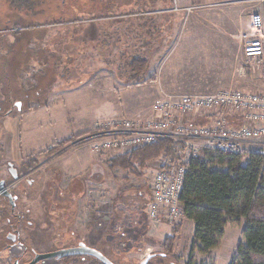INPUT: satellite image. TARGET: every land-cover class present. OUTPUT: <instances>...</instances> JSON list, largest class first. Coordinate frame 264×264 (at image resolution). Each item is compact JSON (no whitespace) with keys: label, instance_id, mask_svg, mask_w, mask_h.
<instances>
[{"label":"rangeland","instance_id":"rangeland-1","mask_svg":"<svg viewBox=\"0 0 264 264\" xmlns=\"http://www.w3.org/2000/svg\"><path fill=\"white\" fill-rule=\"evenodd\" d=\"M34 1L38 5V7L35 6L36 12H29L25 8L13 9L7 1L5 3V0H0V32L21 31L20 26L35 25L31 28L30 33L32 34H29L28 37L29 49L35 51L37 47H40L44 58L52 55L56 59H60V69H62L64 78L57 79L48 86H45V83L41 85V90L46 91L45 100H41V103H46L45 106L49 108V111L44 108L39 113H28L36 111L30 110V108L36 103L33 97L39 98V94L36 92L30 94L27 88L29 89L36 83L33 76L39 69L27 68L18 72L10 69L7 75L0 76V91L3 93L1 88L4 89V87L5 90H8L5 94L0 92V181H3L8 186L9 192L17 197L13 211L10 210L9 204L0 197V246L4 242L7 232L5 218H3L6 217L10 218L15 225L21 240L31 248L30 255L51 253L65 248L67 245H73L78 240L101 252L114 264H139L148 254H166L163 250L164 240L167 236L173 235L175 227L179 223L168 224L161 220L159 223L153 224L147 218V204L150 196L149 180L154 172L147 168L142 171L138 170V175L122 171L113 172L107 169V162L115 156L114 154L95 156L90 152L89 154L99 165L97 174H101V168L107 174L104 177L107 182L100 184V175H94L91 179L87 176V171L84 170L76 176H62L57 170L55 171L53 161L59 156H69V154L79 153L84 149L89 151L86 145L75 144L77 138L55 152H46V150H50L54 142L68 137L52 143L47 142L53 135L63 133L62 122L66 117L74 118L76 115H84L88 119L90 117L100 119L105 114L101 109L93 108V103L88 102V92L82 91L85 86L79 87L80 89H71L86 82L92 75L93 69L97 68L95 60L92 59L100 58L105 53L107 62L103 65L114 71L120 64L119 58L118 56L108 58L107 52H110L111 55L122 54V52L129 54L128 49H130L131 54L134 53L132 43L120 45L121 40L117 39H120L121 35L124 36L125 32L128 36L132 35L131 27H137L136 24L142 25L141 30L145 36V26L159 22L160 17L153 21L151 20L152 15L146 14L140 17L141 21L137 22L132 18H122L123 11L125 17L138 9L140 4L134 0H129V3H135V7L132 4H127L129 7L125 6V8H121L120 0H45L44 4L39 0ZM207 2L192 0L187 5L179 4L181 8L207 7L174 14L183 22L188 20V22H202L211 26L212 30H206L203 34L211 38L212 43L216 46L213 55L206 57L212 62L198 63L194 60L188 64L181 63L180 50L168 60L164 46L154 47L158 52L153 57L159 62L154 64L152 70L159 71L160 83L165 82L166 85H168V76L173 81H181V84L185 81L187 85L189 81L198 83L201 81L196 78L190 79L189 76L204 77L210 86L202 94L236 91L264 96V67L253 74L248 71L237 38L238 33L247 28L249 18L253 13L261 15L264 25V0H210L209 3ZM92 26L96 28L97 36L103 35L109 39L98 42L89 41L88 39L96 37L95 32L89 30ZM127 26L130 29L127 30ZM212 35H216V38L212 39ZM9 39L13 38L9 37ZM116 40L118 44L115 43ZM22 45L25 44H17L16 47ZM150 49L149 51L152 52ZM23 50L24 48L20 52H15V56L13 55L19 61H23L25 58V54H22ZM201 66H205V69L200 68ZM44 73L42 70L41 75ZM60 73L61 71L58 73L59 76ZM170 74H173L174 77ZM117 81L126 85L136 83L135 81L127 82L126 78H123V73ZM93 82L96 81L93 80ZM93 82L88 83L86 87L94 85ZM110 84L112 83L108 81V84L104 85ZM198 87L201 86L197 85L196 89ZM66 89H70V91L67 96L65 95V99L72 104L73 109L67 108L62 101L54 100L52 95L53 92ZM129 92L131 91L129 90ZM166 92L168 93V90ZM186 94L193 93L181 95ZM161 96L162 93L151 99L148 96H140V99H146L141 106H152ZM9 99L14 103L8 105ZM6 110H12L7 117L3 116ZM48 114H50L52 122L54 121L51 124H46V119H49ZM151 114L150 109L146 110V113L143 112L141 117L134 119L129 116L114 117L100 126L115 119L147 121ZM201 117L195 122L204 124L209 120L210 123L205 124L213 125L219 119H227L230 127H238L241 121L240 116L232 112L204 114ZM75 119L77 118L75 117ZM100 126L98 125L88 133H93ZM240 151L264 153V138L242 144ZM39 152L44 153L37 155L36 168L27 171L23 167L27 156L29 154L36 155ZM9 163L16 171V179H13L8 172ZM151 167H155V164ZM123 177H126L125 181H122ZM60 180L69 183V187L59 189L58 182ZM125 185L126 189H135L134 186L139 189L136 192L126 190V194L131 195L130 198L128 197V201L127 195L121 191ZM128 185L134 186L128 187ZM119 192L122 195H118ZM129 204L130 206L125 208ZM118 215L121 217L120 220H118ZM113 223L121 224L118 231L109 229L111 228L110 224ZM241 227L242 225L234 226L232 221L226 223L223 243L220 246V242V247L218 246L219 249L216 251V253L222 254L221 257L216 255L218 264H225L233 248L235 249L237 244L242 242ZM191 241L192 238L184 227L181 236L179 235L178 239L176 237L173 243L172 255H169L171 260L176 261L177 264H186ZM127 246L131 250L126 253ZM114 251L123 254V256L117 260L114 258ZM233 252L235 254V250ZM3 257L4 254L0 256V259ZM28 257L29 255H26L25 260ZM207 257L208 255L194 253V263L202 264ZM210 262L213 263L212 258ZM47 264L58 263L49 262ZM67 264H75V262ZM79 264H84V262Z\"/></svg>","mask_w":264,"mask_h":264},{"label":"trees","instance_id":"trees-1","mask_svg":"<svg viewBox=\"0 0 264 264\" xmlns=\"http://www.w3.org/2000/svg\"><path fill=\"white\" fill-rule=\"evenodd\" d=\"M6 1L13 9L25 8L29 12H36L35 6L37 4L34 0H5V3ZM44 1L39 0L40 3ZM1 4L3 5V1ZM33 26L35 25L27 27L23 25L20 26L21 31L0 32V76L2 74L7 75L10 69L17 72L27 68L39 69L33 76L36 83L29 89L27 88L30 94H32L31 92L39 94V98L33 97L36 103L30 108V110H37L46 104L41 103V100H45L46 95V91L41 90L42 83L48 86L55 80L64 78V76L62 69H60V59H56L52 55L44 58L40 47H37L35 51L29 49L28 37L29 34H32L30 32ZM9 37L13 39L10 40ZM21 43L25 45L17 48V44L20 45ZM22 48H24L22 54H25V58L23 61H19L14 57V53L20 52ZM147 68L146 59L131 57L123 65V74L127 82L139 83ZM42 70L45 73L41 75ZM2 90L4 94L8 91L5 90V87ZM8 103L11 105L14 101L9 99ZM11 111L6 110L3 116L7 117ZM86 134L89 133L70 135L64 140L56 141L46 152H55L73 139ZM43 153L29 154L23 163V167L27 171L36 168L38 164L37 155ZM164 157L171 160L175 157L174 144L171 140H159L154 144L137 148L130 153L117 154L111 157L107 163L110 169L118 168L128 174L138 175V170L142 171L151 162ZM129 206L127 205L125 208ZM180 207L183 218L192 221L194 224L193 238L186 264H195L194 253L207 254L219 246L228 221H232L234 226H240L243 222L242 242L237 245L229 264H264V154L260 152L203 151L200 156L190 162L185 174L180 194ZM120 219L121 217L118 215V220ZM177 225L173 235L167 236L164 240L163 250L167 256L172 255L173 243L179 233V224ZM110 226L111 231L114 229L117 231L121 224L113 223ZM125 250L127 253L131 249L127 246ZM113 254L117 260L123 256L117 251H114ZM88 259L94 264H101L94 259Z\"/></svg>","mask_w":264,"mask_h":264},{"label":"built area","instance_id":"built-area-1","mask_svg":"<svg viewBox=\"0 0 264 264\" xmlns=\"http://www.w3.org/2000/svg\"><path fill=\"white\" fill-rule=\"evenodd\" d=\"M207 6H179L172 0L170 12H191ZM249 72L264 67V25L261 15L253 13L245 30L237 35ZM232 112L240 116L238 127L227 119L213 125L196 123L204 114ZM147 121L115 119L77 138L95 156L125 154L156 143L171 140L174 159L164 158L149 180L150 201L147 218L154 224L161 220L175 224L183 219L180 194L190 162L205 150L240 153V146L264 138V96L256 93L226 91L204 95L162 94L151 106ZM264 154L263 152H260Z\"/></svg>","mask_w":264,"mask_h":264},{"label":"crops","instance_id":"crops-1","mask_svg":"<svg viewBox=\"0 0 264 264\" xmlns=\"http://www.w3.org/2000/svg\"><path fill=\"white\" fill-rule=\"evenodd\" d=\"M120 1H121L120 3L121 8H125V6L129 7V5L132 4V3H129V0H120ZM134 1L139 2L140 5L138 9L133 11L131 15L125 16V17H124V11H123L121 15L122 18L124 19L132 18L134 19V21L137 22L139 20L140 21L142 20L140 17H143L144 15L148 14V15H152L151 20L153 21L154 20L156 21L159 17L161 20L159 22L145 26L146 29L145 28L144 29L146 30L145 34L147 36L146 35L144 36L143 31L141 30L142 25L138 26V24H136L137 27L135 26H133L135 28L131 27L132 35L128 36L125 32L124 36L121 35V38L117 39V40H121L119 42L120 45L121 44L123 45V43L128 45L130 42L132 43V47L135 48V49L133 48L134 53L132 52V54H131L130 49H128L129 54L126 52H122V54L111 55L110 52H107L108 58H111L112 56L113 57L118 56L120 64L118 65L117 69L112 71L113 69L110 70L108 69L106 65H103V63L106 64L107 62V57H106V54L104 53L102 57L100 58L96 57L95 59H92V60H95L94 63L97 64V68L93 69V72L91 73L92 75L89 76L87 81L79 85L76 88H71V89H80L79 87L85 86V88H82L83 89L82 91L88 92V96H89L88 102L93 103L92 104L93 108L101 109L102 111L105 112V114H103V116H101L100 119H96L94 117H90L88 119L84 115H78V116L76 115L74 116V118L71 116L66 117L65 120H63L62 122L63 133L61 135H53L52 137L48 139L47 142L52 143L58 139L65 138L70 135L84 134L86 132L93 130L98 125L100 126V124L114 117L129 116L132 119L141 117L143 112L146 113V110L148 111L151 109V106L147 105V106L142 107L141 104L146 99H143V98L140 99V96H144V97L148 96L151 99L153 96H156L160 93L168 94V95H176V96H179L185 93H193L189 95H204L202 93L208 90L206 88H208L210 85L207 79L204 77L200 78V77L189 76L188 78L190 79L196 78V79H200L201 81L199 83L197 81H195L196 83L194 81H189L187 85L185 81H183V84H181V81L179 80L173 81V79H171V77L168 76V85H166L165 82L160 83L159 71L157 69L156 70H152V69L155 66L154 64H157L159 62L153 57V55L158 52V50L157 49L155 50L154 47L157 48V47H162V46L166 48L165 52H166V55L168 54V60L172 57V55H175L176 52L180 50V56H181L180 62L181 63L188 64L189 62H194V60L198 63L199 62L211 63L212 62L211 59L209 58L210 60H208V58L206 57H208L207 55L209 56L213 55L212 53L215 52L216 46L212 43L211 38L203 34L204 31L206 30H212L211 26L206 25L205 23H202V22L201 23L194 22V21L188 22V20L185 22H183V20L181 21L180 19H178L176 14L170 12L171 7H172V0H134ZM191 1L192 0H179V4L187 5ZM200 1H203V2L208 1L207 3H209L210 0H200ZM132 5H134L135 7V3H133ZM126 29L127 30L130 29L129 26H127ZM89 30H93L96 35L95 38L88 39L89 41L98 42V41H105L106 39H109V37H106L103 35L97 36V30L96 28H93V26L89 28ZM215 36L216 35H212V39L213 37L215 39L216 38ZM144 37H147V38L144 39ZM117 40L115 43H117ZM135 44L141 47L139 48L138 46H133ZM150 48L152 49V52L149 51ZM131 57H141V58L146 59L148 62V68L139 83L126 85L125 83L118 82L117 80L120 79L121 73H123L122 65H124L125 62H128L129 58ZM101 60L103 61L101 62ZM200 68L205 69V66H201ZM170 75L174 77L173 74H170ZM123 78H124V74H123ZM93 80H95L96 82H93ZM108 81L111 82L112 84L105 86L104 84L106 83L108 84ZM92 82L94 83V85H90L86 87L88 83L90 84ZM197 85L201 87H198L196 89ZM129 90L131 92H129ZM167 90H168V93L166 92ZM69 91L70 89H66L65 91L62 90L58 92H53L52 95L54 97V100L60 101V102L62 101L63 105H65L67 108L73 109L74 107L71 106L72 104L70 102H67V100L65 99V95L67 96V93ZM0 92L2 93V91ZM119 96L120 98H117ZM44 108L46 109V111H49V108L43 105L40 108H38L35 112H28V113H39V111H41ZM130 108H132V110H129ZM47 117L49 118V119H46L47 123L44 121L46 124L48 123L51 124L54 122V121L52 122V120L50 119L51 118L50 114H48ZM75 117L77 119H75ZM208 122L210 123L209 120L205 123H208ZM232 122L233 121L231 120V123ZM89 153H90V150L87 151L84 149V151H81L79 153L74 152L73 154H69V156L68 155L64 157L59 156L58 159H54L53 167L55 171L57 170V172L62 176H76L81 171L84 170L85 172L87 171V176L90 177L91 179L93 178L94 175H100L101 176L100 184L106 183L107 181L105 180L104 177L107 176V174L105 173L104 170H102V168H101V174H97L99 173L97 172L98 171L97 167L99 168V165L95 162L96 160ZM164 158L166 159V157ZM164 158H161L159 160H156L155 162L150 163L147 169H150L152 172H155L159 162ZM154 164H155V167H151ZM107 169L113 172L115 171L125 172L118 168L110 169L108 167V164H107ZM125 178L126 177H123L122 181H125ZM90 183H93V182L90 181ZM131 186L133 187L134 185H128V187H131ZM58 187L59 189L60 188L66 189L69 187V183L65 181L62 182V180H60L58 182ZM134 187L135 189L134 188L126 189V185H125L121 188V191L123 192V194L124 193L126 194L127 193L126 190L134 191V192L139 190L138 188H136V186ZM118 195H122V194H120L119 192ZM126 195H127L126 197L128 201L131 195L129 193ZM149 201H150V196H149L148 203ZM178 223H179V233L177 234V239L179 238V235L181 236L184 227L189 232L190 237L193 238V229H194L193 222L183 218ZM241 225H242L241 228H243V222ZM222 243H223V239L221 241L220 246L222 245ZM219 247L209 251L207 254H204V255H208L204 263H208L210 259L212 258L213 259L212 264H218V257H221L222 255L221 253H216ZM234 250L236 251V248L235 249L233 248L225 264L230 263L231 259L234 256V252H233Z\"/></svg>","mask_w":264,"mask_h":264},{"label":"flooded vegetation","instance_id":"flooded-vegetation-1","mask_svg":"<svg viewBox=\"0 0 264 264\" xmlns=\"http://www.w3.org/2000/svg\"><path fill=\"white\" fill-rule=\"evenodd\" d=\"M9 169H10V167L8 166V172H9ZM9 174H10V172H9ZM6 187H7L8 192H9L8 186H6ZM11 195L16 197L13 194H11ZM0 197L2 198L3 201H5L6 203L9 204L7 198L2 197V196H0ZM16 201H17V197L15 200V206H16ZM9 206H10V204H9ZM14 208L12 209L10 206L11 211H13ZM14 217H15V215H14ZM5 222H6L5 227L7 229L6 230L7 232H6V235L4 237L5 240L0 246V256L2 254H4V257L0 259L1 264H2V261H4L3 264H29L35 258V256H37L39 254H37V255L31 254L30 255L31 248L29 246H27L26 242L21 240L19 233H18V230L16 229L15 225L11 222V219L5 218ZM80 242H82L86 246H88L85 242L78 240V241H75V243L73 245H67L65 248H60V249L76 247L78 245V243H80ZM60 249H58V250H60ZM55 251H57V250H55ZM43 254H46V253H43ZM26 255H29L27 260H25ZM151 255H153V257L149 260L148 263L152 262L153 264H177L176 261L171 260V258L169 256H167L166 254H151ZM88 258L94 259L92 257H87V256H71V257H65L62 259H55V258L47 259V260L40 261L36 264H47L49 262H54V263H58V264L62 262L63 264H67V263H70L72 261H74L75 264H79V263H83V262H84V264H91L92 261L89 260ZM168 258H170V259H168ZM78 261H80V262H78ZM95 261H97V260H95ZM98 263H100V262H98Z\"/></svg>","mask_w":264,"mask_h":264},{"label":"water","instance_id":"water-1","mask_svg":"<svg viewBox=\"0 0 264 264\" xmlns=\"http://www.w3.org/2000/svg\"><path fill=\"white\" fill-rule=\"evenodd\" d=\"M20 106L18 105V108ZM8 166L10 167L9 172L13 179L17 178L16 171L12 168V164L9 163ZM0 196L5 197L8 199V202L13 209L15 207V200L16 197L12 196L10 192H8L7 187L4 185L3 181H0ZM71 256H87L92 257L101 264H114L110 261L107 257H105L101 252L86 246L84 243L80 242L76 247L60 249L51 253L46 254H39L35 256V258L29 264H36L40 261L47 260V259H62L65 257ZM153 257V255L148 254L146 255L143 260L139 264H147L149 260Z\"/></svg>","mask_w":264,"mask_h":264}]
</instances>
